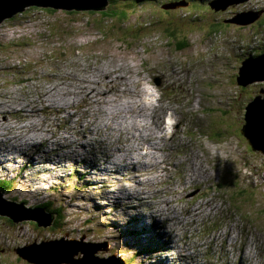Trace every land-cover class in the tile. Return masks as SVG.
I'll return each instance as SVG.
<instances>
[{"label": "rangeland", "instance_id": "obj_1", "mask_svg": "<svg viewBox=\"0 0 264 264\" xmlns=\"http://www.w3.org/2000/svg\"><path fill=\"white\" fill-rule=\"evenodd\" d=\"M166 1L125 8L123 17L29 6L0 25V181L12 185L3 192L27 208L49 200L64 208L56 230L54 221L0 214V264H36L38 251L50 252L34 242L63 237L97 245L98 264H264V152L241 133L251 126L264 147V131H253L258 116L245 120L246 107L264 101V84L255 85L264 79L253 81L240 62L259 53L236 47L264 37V15L241 21L260 15L264 0H181L170 11ZM191 11L200 17L188 20ZM104 69L118 70L106 79ZM83 79L101 80L102 91L115 79L109 101H85ZM145 83L160 101L142 104L148 118L136 121H149L151 136L141 140L128 126ZM112 99L135 107L126 131L106 126Z\"/></svg>", "mask_w": 264, "mask_h": 264}, {"label": "water", "instance_id": "obj_2", "mask_svg": "<svg viewBox=\"0 0 264 264\" xmlns=\"http://www.w3.org/2000/svg\"><path fill=\"white\" fill-rule=\"evenodd\" d=\"M220 1V0H217ZM239 0H236L235 2H238ZM109 2L107 0H0V25L5 22L8 19H12L17 13H20L24 11L27 7L31 6H50L53 8H64L66 10H73V9H106ZM177 3V2H176ZM169 3L166 4L165 7L167 8H173L176 7V5L181 4L179 3ZM233 3V2H231ZM211 6L214 7L212 3H210ZM218 5V4H217ZM215 5V7H218ZM262 13V11H259ZM248 13L244 14L247 15ZM259 14L257 15H251L250 18H246V20H241L243 23L247 22H253L256 21L259 18ZM230 22L238 21V18L235 20H229ZM244 65H249L246 70H249L250 74H254V76L258 77L256 79H264V53L254 57V59L249 58L243 62ZM245 70V69H244ZM244 70L241 71V74L243 75ZM251 81V82H253ZM159 82V79L157 80ZM250 83V82H249ZM259 103L264 104V101L262 98L258 97L257 100H253L247 107H246V113H245V120L246 122L251 119V113L255 114L256 110H258L261 106ZM260 114H257L258 117ZM249 125L245 124L244 128L241 130V133L246 137L248 142L250 143L251 147L254 150H261L264 152V147L260 145H256L253 140L252 134H250ZM2 192H0V214L2 215H8L11 218L14 219L15 222H19L26 219H32L37 220L39 222L40 226H48L53 223L54 219L56 218V215L54 213H48L44 208H27L25 205V202H22L20 204L11 202L10 199L4 196ZM64 238V237H63ZM71 241V240H70ZM65 242V239L63 240V243ZM72 242V241H71ZM39 247L38 250H43L46 245H51L53 241L49 240L47 242H44L43 244H39L37 242H34ZM62 243V244H63ZM27 249L30 251L31 247H27ZM26 248H18L17 253L24 257ZM33 256H37L36 252H34ZM42 256V258H41ZM49 256V253L46 254L42 251H38V257L34 258L32 257L31 260L37 261L36 264H49L47 261H53L50 259H47ZM86 255L85 253L80 254L79 258H72V260H54L57 262H54L56 264H63L64 262L71 263V264H82L85 261ZM66 259V258H63ZM71 261V262H70ZM124 261V260H123ZM33 263V262H32Z\"/></svg>", "mask_w": 264, "mask_h": 264}, {"label": "bare ground", "instance_id": "obj_3", "mask_svg": "<svg viewBox=\"0 0 264 264\" xmlns=\"http://www.w3.org/2000/svg\"><path fill=\"white\" fill-rule=\"evenodd\" d=\"M120 68L121 67L119 66L118 69H120ZM118 69L111 70V71H108V70L104 69L103 71L105 72L104 73L105 78L108 79L109 77H111V74L113 72H116ZM84 80H87V79H83L82 81H84ZM86 82L90 83L91 85L85 84V85H83L81 87L82 92L87 91L86 94H85L86 95L85 96V98H86L85 101H87L88 99L96 98L95 100H93L94 102L102 103V102H108L109 101L107 99H104V96H105V94H108L110 91H112L115 88V84L114 83L116 82V80L112 79V81L109 82V86L111 88L110 89H104L103 91H102V89H98V86L101 84V80H99V79L98 80L90 79V80H87ZM127 90L129 91L128 93L136 95L135 94L136 93L135 88H133V89L129 88ZM142 94H141V96H142ZM141 96H137V97L141 98L140 102L137 101L138 103H141V104L138 105V108H140L141 112L135 118L134 121L133 120L131 121L132 123L128 127H131V129H133V128L137 129L139 131V134H140L139 138L141 140H143L142 138H143V136L145 134H149L150 136H151V134L148 133L149 131L146 132V130H145V129H147L146 127L148 126V122L149 121H146V123L143 124L142 126H139L137 124V121H136L137 118H139V117H145V119L148 118L147 109H145V107L143 106V105H147V104L144 103V100H142L143 97H141ZM159 101H160V99H158V103H159ZM112 102H117V99H112V101H110L109 103L111 104ZM97 105H99V104H97ZM259 105L261 107L258 110H256V113L253 114L252 118H251L252 120H254L255 119L254 117L257 114H260L259 115L260 117H256V119H258V121L254 122V124H253L254 125L253 131H258V130H263L264 131V104L261 105V103H259ZM134 109H135V107L130 102H126V105L123 104V105H121V107H120V105H115L114 103H112V105L106 110L112 114L110 116H111V118L113 120L110 123L107 122L106 126L111 124L113 126L114 130H121L122 132L126 131V128H128V127L127 126H123L122 121L128 114H131V116H132V114H133L132 111ZM172 117H173V115H172ZM164 132H165V128H164ZM257 133L259 135H261L260 132H257ZM133 134L136 135L135 133H133ZM163 136H165L164 133H163ZM147 140H149V139H147ZM156 143H157V141L154 140V143H152V144L155 146ZM157 150L159 151V150H162V149H158L157 148ZM155 158H157L156 155L152 154L151 155V159H155ZM153 162L155 163V165L159 163L158 161H153ZM2 193L4 194L3 191H2ZM4 196H5V194H4ZM4 196H3V198H4ZM30 220H32V219H26V220H22V221L27 222V221H30ZM35 221L37 223H39L37 220H35ZM48 226H50V225H48ZM64 239H65L64 243H63V239H61V238L53 239V243L51 245H46L45 246V248L48 249L47 251L50 252L49 256L47 257V259H50V260L54 261V260H59L61 257H65L66 259L72 260V258H79L81 253H85L86 259H85V261L82 264H98L97 261H99V258L96 257V255H95V253L99 250L97 245H94V244H91V243H85V242L79 241L77 239H68L66 237H64ZM44 242H47V240H43L42 242H37V243L43 244ZM103 260H104L105 264H117L114 261H111L112 259H109V260L108 259H103ZM119 260H120V258L117 260L118 263L122 264L121 262H119ZM122 260H124V259H122ZM125 262L126 261L124 260V263Z\"/></svg>", "mask_w": 264, "mask_h": 264}, {"label": "trees", "instance_id": "obj_4", "mask_svg": "<svg viewBox=\"0 0 264 264\" xmlns=\"http://www.w3.org/2000/svg\"><path fill=\"white\" fill-rule=\"evenodd\" d=\"M107 1L109 2V6L111 8L112 7L121 8V11H117L116 10V11L110 13L108 11V9H106V10H103L101 13L104 14V16H107V17H114V16H116V14H118L120 17H123L124 14H125V12H124L123 9H125V8H132V7H136L138 5H142L143 3L147 2V1H150V0H107ZM179 1H181V0H167L161 6L166 11H170L173 8H167V7H165V5L166 4H169V3H173V2L174 3H176V2L179 3ZM186 1L187 2H191L193 0H186ZM201 1L202 2H205V0H201ZM209 6L211 8H214L216 10V7L215 6L214 7L211 6V5H209ZM259 8H260V11H262V13L259 16V20H260L261 17L264 15V2L263 3L262 2L260 3ZM194 10H197V8L194 9ZM199 11L203 12L200 9H199ZM191 14H194V13H192V11H191ZM199 17H200V15L194 14L192 16L191 15L188 16L187 19L188 20H191V21H195ZM219 22H220L219 20H214L212 22V25L218 24ZM262 24L264 25V23H262ZM174 29H175V27H174ZM171 33H172L171 35H175L176 34V33H174V31H172ZM215 33H217V32H215ZM174 41L176 42L175 47L178 48V49H184L188 45L186 39H179L178 38V39H175ZM76 171H79V170H76ZM11 188H12V185L11 184H6V183H4V181L3 182L0 181V190H2V191L6 190V191H4L5 193H10L11 192ZM13 198H18V196L13 195ZM24 202L26 203L27 201L25 200ZM38 205L39 206L41 205V208L50 210L51 212H53L56 215V218H55L54 223L52 225V230H56V229L62 228L64 226V224H63V222H64V214L62 212V211H64V208H62L61 206L56 207L57 204H56V202H54V200H49V201L44 202V203H41V204L39 203ZM145 232H149V231L148 230L143 231V233H145Z\"/></svg>", "mask_w": 264, "mask_h": 264}, {"label": "clouds", "instance_id": "obj_5", "mask_svg": "<svg viewBox=\"0 0 264 264\" xmlns=\"http://www.w3.org/2000/svg\"><path fill=\"white\" fill-rule=\"evenodd\" d=\"M210 0H205V2H209ZM209 4V3H208ZM264 37L261 35H259L258 37L255 38V41L253 44H246L244 43L242 46H236L238 47H243L244 50L243 52L245 53H259V55L264 53ZM258 55V56H259ZM252 58L251 55H241V59L240 62H244L245 60ZM143 89L146 93V95L143 97L144 99V103L148 104V105H154L157 103L158 99H159V92L155 89V87L153 85H151L150 83H145L143 85Z\"/></svg>", "mask_w": 264, "mask_h": 264}, {"label": "flooded vegetation", "instance_id": "obj_6", "mask_svg": "<svg viewBox=\"0 0 264 264\" xmlns=\"http://www.w3.org/2000/svg\"><path fill=\"white\" fill-rule=\"evenodd\" d=\"M15 16H16V15H15ZM15 16H14V17H15ZM14 17H13V18H14ZM13 18H12V19H13ZM10 20H11V19H10ZM263 84H264V83H258V84H255V85H256V89H258L257 85H260V87H261ZM263 89H264V88H263Z\"/></svg>", "mask_w": 264, "mask_h": 264}]
</instances>
